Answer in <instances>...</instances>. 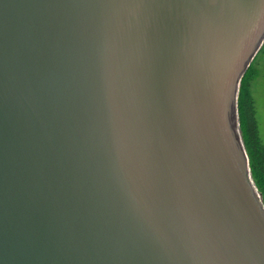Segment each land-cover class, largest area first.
<instances>
[{
    "label": "water",
    "instance_id": "obj_1",
    "mask_svg": "<svg viewBox=\"0 0 264 264\" xmlns=\"http://www.w3.org/2000/svg\"><path fill=\"white\" fill-rule=\"evenodd\" d=\"M263 44L264 0H0V264H264Z\"/></svg>",
    "mask_w": 264,
    "mask_h": 264
},
{
    "label": "trees",
    "instance_id": "obj_2",
    "mask_svg": "<svg viewBox=\"0 0 264 264\" xmlns=\"http://www.w3.org/2000/svg\"><path fill=\"white\" fill-rule=\"evenodd\" d=\"M264 53V44L252 64L242 77L239 90L238 108L243 137L250 157L253 179L264 201V143L262 141L252 95L251 83L256 79V61Z\"/></svg>",
    "mask_w": 264,
    "mask_h": 264
},
{
    "label": "rangeland",
    "instance_id": "obj_3",
    "mask_svg": "<svg viewBox=\"0 0 264 264\" xmlns=\"http://www.w3.org/2000/svg\"><path fill=\"white\" fill-rule=\"evenodd\" d=\"M256 75H257L256 79L251 83L252 95L255 101V110H256L260 135L264 143V53L260 54L258 56V60L256 61Z\"/></svg>",
    "mask_w": 264,
    "mask_h": 264
},
{
    "label": "bare ground",
    "instance_id": "obj_4",
    "mask_svg": "<svg viewBox=\"0 0 264 264\" xmlns=\"http://www.w3.org/2000/svg\"><path fill=\"white\" fill-rule=\"evenodd\" d=\"M240 117V116H239ZM240 126H241V124H240ZM241 131H242V129H241ZM242 138H243V141H244V144H245V140H244V137H243V132H242ZM245 147H246V144H245ZM246 149H247V147H246ZM248 152V151H247ZM249 155V154H248ZM249 164H250V157H249ZM251 169V168H250Z\"/></svg>",
    "mask_w": 264,
    "mask_h": 264
}]
</instances>
